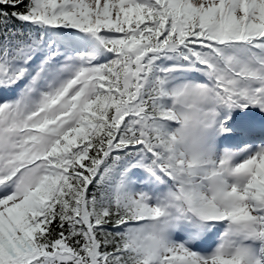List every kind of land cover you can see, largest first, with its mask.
I'll return each instance as SVG.
<instances>
[{
    "label": "snow or ice",
    "instance_id": "snow-or-ice-1",
    "mask_svg": "<svg viewBox=\"0 0 264 264\" xmlns=\"http://www.w3.org/2000/svg\"><path fill=\"white\" fill-rule=\"evenodd\" d=\"M0 264H264V0H0Z\"/></svg>",
    "mask_w": 264,
    "mask_h": 264
}]
</instances>
